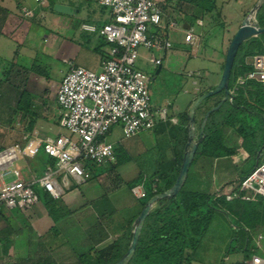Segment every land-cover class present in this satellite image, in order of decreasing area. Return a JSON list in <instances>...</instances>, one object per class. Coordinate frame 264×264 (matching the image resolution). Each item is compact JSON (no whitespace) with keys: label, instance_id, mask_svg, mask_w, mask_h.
Masks as SVG:
<instances>
[{"label":"crops","instance_id":"crops-1","mask_svg":"<svg viewBox=\"0 0 264 264\" xmlns=\"http://www.w3.org/2000/svg\"><path fill=\"white\" fill-rule=\"evenodd\" d=\"M53 1L54 5H56L54 8L55 11L61 13V16L53 18L50 23L63 26L68 31L81 29L82 31L92 33L84 30L82 25L93 24L81 23L79 27H76V24L71 21V19L75 18L76 13L81 10L86 16H93V18L98 20L102 25L110 19L109 11L100 6L96 0ZM231 1L232 0H212V3L208 2L209 4L205 10L209 17L214 20V23L212 21V26L216 25L215 28H219L220 24H223V22L221 23L219 20V16L216 17V15H218L216 13H221L223 10L231 12L229 13L230 15H226L225 17L227 18V24L225 26L221 25L225 29L222 32V37L220 36V39L217 41V46L213 48L214 55L208 59V65L210 66L208 73L209 77H205L204 69L198 67L194 69L195 71L190 70L185 71L186 73L182 72L184 73L183 76L187 78L184 83L188 84L183 87L185 88L183 89L185 90L184 93H191L192 98L187 107L183 111H180V114L182 112H188L189 106L194 99L200 94L212 89L218 83L222 73L228 44L239 28L242 20L246 14L249 13L257 0H234L238 4V6L235 7L231 6ZM263 4L264 2L262 5ZM25 5L29 6L31 9L34 8L29 0H21L16 3L13 0H0V64L5 58L2 57V54L5 53V51L10 50L14 55V51H17L18 47L21 48L23 46L27 51H31L32 55L27 53L29 56L22 55L21 59H27L26 61H28V63L36 60V52H34V49L31 46H29V32L32 27L31 22L34 20L33 18L43 16L45 9L44 7L34 8L31 16H24L21 8ZM196 7L198 8V6ZM259 9L256 12L257 21V13ZM194 24L198 27L202 26V22L201 25H198L196 20ZM181 29H191L194 34H198L193 30L191 23L185 20L181 22ZM262 34L263 33L250 38H258L264 43ZM98 35L85 42L87 49L82 52L83 55L80 64L76 65L95 71L100 69V63L106 55L108 44L100 35ZM50 36V38H52V43L57 40L56 43L58 45L65 42L66 45H70L69 50H73L72 52H69L68 55L62 57V62L64 64L67 65L66 61L73 62L72 57H77L79 53H81V50H78L79 46H73L72 42H79L83 37L82 35H77V37H75V35H70L61 40L53 34ZM44 38L45 41H49L48 35H44ZM197 40L188 45L195 46L194 44ZM47 48L50 50L49 46H47ZM168 54L169 53L166 52V54L163 53V56L158 55L155 57V59H161L160 65H155L150 61V58L153 56L149 57V61L154 67L155 75L160 73L163 66V60L167 59L166 56ZM15 56L13 57L11 55L9 56L10 58L8 57L4 60L15 59ZM46 57L51 60L55 58L54 54L51 52L46 54ZM186 57L184 58L190 59L189 56ZM51 60L49 61L52 62ZM158 66H160V70L156 73ZM66 71H59L60 75L58 80H51V78H49L52 83L51 90L54 94V99L48 118H46L47 116H45L43 112L42 114L38 111L33 112L31 108L30 115L32 116L31 122L33 123L32 130L28 131L25 129L26 131L22 130L18 132V134L14 133L6 126L3 127V124H0V136L3 137L1 140L5 139L4 141L7 140V142H9L3 145V141H1L0 150L14 143L22 142V137L24 135L36 134L39 137H46L65 133V130L59 125L60 113L56 104L55 94L59 82ZM190 73L191 76H188ZM0 74H2L1 70ZM31 74L32 73H29V77L26 79V84L24 86L19 84L18 86L5 81V79L1 80L0 78V85L2 83L7 84L9 86L6 88L8 91H16L14 99V101H17L15 105L16 107L20 98V91L24 90L28 92V102L30 105L32 96L29 93V83L35 81L39 82L40 79L46 80L45 78H48L45 77L43 79L39 74H37V78H33V74ZM1 76L2 75H0V77ZM189 80L190 83H188ZM212 103L213 102H209L208 104L211 105ZM166 104L154 108H167L169 106L167 109L168 113L171 103L167 102ZM170 112L172 114L171 110ZM203 115H200L199 119L202 120ZM171 118L173 121L170 120ZM45 120L50 124H56L58 129L53 130V128H49L48 126H46V129L38 128V123L44 122ZM178 123V118L172 114L169 116L168 120L158 119L157 123L154 125V128H157L158 132H160L163 137L164 134L170 135L169 138L168 136L165 137V140L170 139V143L167 144L170 149V152L166 157L167 161H172L175 155L174 145L175 137L178 133ZM184 126L187 129V122ZM197 126L195 119V128L198 130ZM223 128L222 137L226 139L228 136ZM16 137L19 139L18 141L16 140ZM122 138L123 135L118 126H113L106 135L107 141L112 142L114 146H116L115 143L119 142ZM117 150L115 159L112 162L106 163L102 166L94 164L89 165L91 177L86 182L76 185L73 179L70 178L71 186L68 189L65 188L59 198H50L43 194L44 192L41 188L35 187L39 194V201L36 204L28 209H4L0 211V264H101L103 261L112 257L114 249H119L120 245H118L117 242L124 245L128 235H130L131 240L132 224L144 206L141 203L143 198L136 197L132 193L131 187L132 185L139 183L140 180H144L145 183V180L147 181V179L151 178L158 170L159 162L156 159L155 164L152 167L146 163L144 165L146 173H144L142 179H139L142 172V170H140L138 174L126 180L122 178V172H119V157ZM29 159L31 160L30 162L25 158H21L14 163V169L18 171L19 177L23 180L29 179L34 173L39 174L44 165L51 161V159L47 158L43 152L38 153ZM212 164L213 162H209L208 158L206 159L203 156L197 158L192 167L188 170L186 180L183 184L185 190H206L207 192H211L207 188L215 186V181L211 177L214 169ZM211 166L212 169H210ZM155 206L156 203L151 206L150 211ZM262 237L264 236L262 235ZM251 239L254 240V236H251ZM256 239L257 237H255V242L251 249L253 253L260 254L261 251L256 248ZM260 244L262 246L261 241Z\"/></svg>","mask_w":264,"mask_h":264},{"label":"built area","instance_id":"built-area-1","mask_svg":"<svg viewBox=\"0 0 264 264\" xmlns=\"http://www.w3.org/2000/svg\"><path fill=\"white\" fill-rule=\"evenodd\" d=\"M34 8L47 5V0H29ZM109 11L110 19L100 28L83 24L82 28L97 32L108 44L98 71L66 61L67 71L62 76L55 94L59 109V125L65 130L57 136L39 137L24 135L22 142L0 150V211L28 209L39 201L35 187L46 191L54 199L71 186L90 179L89 164L104 165L115 159V146L105 140L111 128L117 125L123 136H133L150 130L157 120H167L166 107L154 108L147 89V74L137 66L139 48L157 50L166 54L171 49L169 29L182 30L183 41L192 44L197 40L191 29L168 18L165 34H161L163 12L154 0H96ZM33 8V9H34ZM33 9L21 8L24 16ZM201 25V20L196 19ZM155 65L160 58H150ZM245 65L250 69L236 78L234 89L247 81L262 85L264 93V52L247 56ZM191 76V73L188 74ZM172 120V118L170 119ZM173 121V120H172ZM42 151L53 163H46L38 174L23 180L14 169L21 158H32ZM139 198L145 197L144 180L131 187ZM227 200L253 201L264 199V157L250 172L225 193ZM256 248L245 264H264V249L258 234Z\"/></svg>","mask_w":264,"mask_h":264},{"label":"rangeland","instance_id":"rangeland-1","mask_svg":"<svg viewBox=\"0 0 264 264\" xmlns=\"http://www.w3.org/2000/svg\"><path fill=\"white\" fill-rule=\"evenodd\" d=\"M13 1L16 3L21 0ZM154 1L159 4L163 12L161 28L159 29L161 34H165V20L167 18H173V20L177 21L179 24H181L183 20L188 21L191 23L193 30L198 33L196 34L198 35V40L194 44L195 46H190L183 41V31L174 29L168 30L172 46L171 49L168 50L169 54L166 56L168 60H163V66L158 75L154 74V67L151 65L152 63L149 61V57L153 56V58H155L158 55L163 56V52L153 49H138L140 58L137 60V66L143 69L148 76L147 89L150 93L151 105L153 107H159L170 102L171 106L168 110V119L172 114L178 118L183 113L180 114V111H183L187 107L192 98L191 93H184L185 90L183 89L185 88L183 87L188 84L184 83L187 78L183 76L184 73L182 72L190 70L195 71L194 69L198 67L204 69L205 77H209L208 73L210 66L208 65V59L214 55L213 48L217 46V41L220 39V36L222 37L223 35L222 32L225 28L222 26L227 24V18L225 17L226 15H230L229 13L231 11L229 10L230 12H228L227 10H223L221 13H216L218 14L216 17L219 16V20L221 23L223 22V24H220L219 28H215L216 25L212 26V21L214 23V20L209 17L206 10L200 9L199 6L197 8L195 4L203 3V5L207 6L209 4L207 0ZM55 6L56 5L52 8L47 0V5L44 6L45 10L43 16L35 17L31 22L32 27L29 32V46L36 52V60L28 63V61H26L27 59H21L22 55L29 56L27 53L32 55V52L29 50L27 51L23 46L21 48L18 47V50L14 51V55L10 50L5 51L2 57L8 58L11 55L13 57L16 55L15 59L4 60V58L0 64L2 73L0 74L2 75L0 77L1 80L5 79V81L16 85L19 84L24 86L26 84V79L29 77V73L33 74H31L33 78H37V74L41 75L43 79L48 77L45 78L46 80L40 79L39 82L35 81L29 83V93L32 96V107L30 103V109L32 108L33 112L38 111L40 114L43 112V114L47 116L46 118L50 115L54 99V94L51 90L52 83L49 78H51V80H58L60 75L59 71H66L67 69V65L62 62V57L73 51L69 50L70 45H66L65 42L60 43L59 45L61 46L56 43L58 40L52 43L50 35L53 34L60 40L70 35H75V37H77V35L83 36L79 42H72L73 46H79L78 50H81V53H79L77 57H72V61L75 64H80L83 55L82 52L87 49L85 42L98 35L97 32L89 33L81 29L68 31L63 26L51 24L50 22L53 18L61 16V13L55 11ZM231 6L235 7L238 6V4L232 0ZM198 18L202 22V26L199 27L194 24L195 20ZM71 21L76 24V27H79L81 23H90L96 26V28L102 26L93 16H86L82 10L76 13L75 18L71 19ZM44 35H48V42L45 41ZM47 46H49L50 50ZM50 52L55 56L52 60L46 57V54ZM186 56H189L190 59H186ZM188 83H190V80ZM8 87L9 86L4 83L0 85V124H3V127L6 126L14 133L18 134V132L22 130L26 131L25 129L30 124L32 116L15 106L17 103V101H14L16 91H8L6 89ZM19 93H21V91ZM210 101L212 102L214 99ZM257 105L259 106V110L253 115L254 121L251 124L252 129L250 130L247 128L243 133H239L238 131L240 129L238 128L241 120L238 119L234 121L233 124L224 126L223 130L228 137H226V139L221 138L223 147L219 149V152L216 148L212 149L213 151H217L214 157H205L206 159L208 158L209 162H213L212 166L214 169L211 177L215 181V186L207 189L215 193L217 197L222 195L225 196L229 188L236 186L239 175L250 172L255 164L260 162L264 157V94H261ZM195 110V119L197 122L200 117V109L196 108ZM253 110H255V107H253ZM46 126L53 128V130L58 129L56 124H50L46 120L38 123V128L40 129H46ZM167 136L169 138L170 135L164 134L163 137V135L158 132V129L153 127L150 130L139 132L133 136H123L119 142H116L115 147L116 150L118 149L119 172H122V178L126 180L130 179V177L135 176L142 170L139 178L142 179L144 173H146L144 169L146 163L151 165V167L154 166L156 159L161 163L170 152L169 146L167 145L170 143V139L165 140ZM2 138L3 137L0 136V142L3 141V145L9 143L7 140L4 141L5 139L1 140ZM16 140L18 141L19 139L16 137ZM105 140H107L106 136ZM39 153H42V151ZM25 159L28 162L31 161L29 158ZM212 166L210 169H212ZM260 199L264 201L263 198ZM224 204V213L217 210L212 211L208 228L195 250L191 253L190 261L186 264H236V262L243 258L241 253H235L234 247L237 242L236 237L243 233L248 223L251 222L249 217L246 221L239 219L245 211L251 213V205L238 202H225ZM220 206L223 207L222 204H220ZM228 207L234 208L230 211ZM257 210H260V207H258ZM249 233L250 237L254 236V240L250 238V242L247 245L249 249H251L254 245L255 237L258 234L264 236V224L257 220L250 228ZM261 242L262 248L264 249V237Z\"/></svg>","mask_w":264,"mask_h":264},{"label":"trees","instance_id":"trees-1","mask_svg":"<svg viewBox=\"0 0 264 264\" xmlns=\"http://www.w3.org/2000/svg\"><path fill=\"white\" fill-rule=\"evenodd\" d=\"M207 1L212 3V0ZM48 3L52 7L54 6L53 0H48ZM195 4L203 8V10L207 7L203 5V3ZM257 17L259 25L264 27V4L259 9ZM262 36L264 38V32ZM263 44V41H260L258 38H249L239 46L230 73L228 87L229 96L217 110L208 115L204 126L203 139L197 147L189 169L197 158L201 156L212 158L216 155L217 151L219 152V149L223 147L221 138H223L222 128L224 126L231 125L238 119L241 120L238 128L240 129L238 131L239 133H243L247 128L250 130L252 129L251 124L254 121L253 115L259 110L257 103L259 102L261 94H263L262 85L255 81H247L244 85L239 86L237 90L234 89V86L236 78L250 69V67L244 63L245 58L264 52ZM216 95L206 98L196 107L200 109V115L205 114L209 108L215 106L222 93ZM213 99V103L209 105V101ZM28 101V92L24 90L21 91L17 108L30 114L31 110ZM253 107H255V110H253ZM187 114L188 112H183L180 117H178L179 126L177 127L178 133L175 137V155L173 160L167 161L165 158L161 163H158V170L154 173L155 176L153 175L151 178L147 179L149 181L145 180V197H143L141 202L142 205H144L151 196L168 189L176 179L182 161L183 148L187 139V129L184 126L187 122ZM200 122L201 119L196 122L198 128ZM32 127L33 123L30 122L26 129L31 131ZM214 148H216L217 151H213L212 149ZM50 159V163H53V159ZM248 173L249 172L241 174L238 178V182ZM43 192V194L52 198L49 193L46 191ZM260 198L261 197H258L253 201H244L240 199L227 200L224 195L217 197L215 193L207 192L206 190L186 191L185 186L182 185L175 196L158 200L156 206L148 213L143 221L134 254L127 264L188 263L191 259V253L195 250L208 228L212 211L217 210L224 213L225 202H238L251 205V213H247L243 208L245 213L239 218L240 220L246 221L249 217L251 222L248 223L243 233L236 237L237 242L234 247L235 253H241L243 255V258L236 262V264H245L244 260L250 259L253 253L252 249H249L247 246L251 238L249 230L257 220L264 224V201ZM220 204H222L223 207H221ZM258 207H260V210H257ZM232 208L234 207H230L229 210L231 211ZM129 242L130 235L127 236L124 245L117 242V244L120 245L119 249H114L112 257L103 261L101 264H114L123 253L126 252Z\"/></svg>","mask_w":264,"mask_h":264},{"label":"water","instance_id":"water-1","mask_svg":"<svg viewBox=\"0 0 264 264\" xmlns=\"http://www.w3.org/2000/svg\"><path fill=\"white\" fill-rule=\"evenodd\" d=\"M263 2L264 0L256 1L252 9L249 11L248 14H246L244 19L242 20L237 31L232 36L228 44V47L226 49L223 69L218 83L212 89L200 94L196 99H194L191 102L187 114V139L184 146L182 161L176 179L168 189H166L161 193H157L151 196L145 202L143 208L141 209L140 213L135 218L132 224L131 240L129 246L126 252L114 264H127L129 262L130 258L134 254L143 221L150 212L151 206L162 198H170L175 196L181 189L182 185L184 184L188 174L189 167L197 150V147L201 142V140L203 139L204 126L208 115L211 112L217 110L229 96V88H228L229 78L239 46L250 37H253L255 35L264 32V27H261L256 19V12ZM159 70H160V66H158L156 73H158ZM218 93L223 94L222 98L219 99L218 103L215 106H212L205 112L200 122L199 128L196 131L195 128L196 107L206 98L216 95Z\"/></svg>","mask_w":264,"mask_h":264}]
</instances>
